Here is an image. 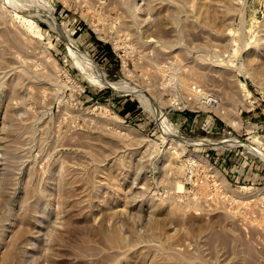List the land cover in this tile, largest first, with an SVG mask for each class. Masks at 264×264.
I'll return each mask as SVG.
<instances>
[{"label":"rangeland","instance_id":"obj_1","mask_svg":"<svg viewBox=\"0 0 264 264\" xmlns=\"http://www.w3.org/2000/svg\"><path fill=\"white\" fill-rule=\"evenodd\" d=\"M184 1L0 0V264H264V0Z\"/></svg>","mask_w":264,"mask_h":264},{"label":"bare ground","instance_id":"obj_2","mask_svg":"<svg viewBox=\"0 0 264 264\" xmlns=\"http://www.w3.org/2000/svg\"><path fill=\"white\" fill-rule=\"evenodd\" d=\"M184 1V0H183ZM190 1V0H189ZM225 1H227V0H223V2H225ZM184 2H186V0L184 1ZM222 2V3H223ZM228 2V1H227ZM226 2V3H227ZM188 2H186V4H187ZM194 8H193V12L195 13V20L198 22V21H201V19L202 18H204L205 16V18H207V13H208V10L210 11V9H212V8H217L218 7V9H217V13H219V8L221 7V2L219 1V0H195L194 2ZM193 3H192V5H193ZM225 5H228V4H225ZM46 6H47V4H46ZM45 6V7H46ZM189 6H190V4H189ZM189 6L187 5V7L189 8ZM223 6H224V4H223ZM222 6V7H223ZM232 6V5H231ZM222 7H221V10H222ZM225 7V6H224ZM223 7V8H224ZM47 8L49 9V7L47 6ZM46 8V9H47ZM229 8V7H228ZM173 9V8H172ZM214 9H212V11H213ZM225 10V9H224ZM50 11H51V9H50ZM212 11H210V12H212ZM214 12H216L215 10H214ZM157 13V12H156ZM222 13V12H221ZM189 14V13H188ZM50 15H51V13H50ZM186 15V14H185ZM218 15H220L221 16V14L219 13ZM162 16V15H161ZM189 16V15H188ZM194 16V15H193ZM185 17V16H184ZM0 18H1V15H0ZM165 18V17H164ZM213 18H215V16L213 17ZM50 19H53V17H50ZM185 19H187L186 17H185ZM208 19V18H207ZM188 20V19H187ZM202 20H204V19H202ZM53 21V20H52ZM209 21V20H208ZM211 21V20H210ZM154 23V22H153ZM156 23V22H155ZM185 23H186V20H185ZM188 23V22H187ZM208 23H210V22H208ZM53 24V23H52ZM181 24V23H180ZM210 26V25H209ZM2 27V26H1ZM153 27V26H152ZM158 28H157V31L158 32H162V31H160V29H159V25L157 26ZM213 28V27H212ZM180 30V29H179ZM214 31V30H213ZM225 34H227V33H225ZM160 35V34H159ZM162 35V34H161ZM218 35V34H217ZM227 38V37H226ZM209 39V38H208ZM263 39V38H262ZM151 41H152V39H151ZM264 41V40H263ZM1 46V45H0ZM151 46V45H150ZM258 47V46H257ZM262 47V46H261ZM5 49V48H1L0 49V52H3V50ZM258 49V48H257ZM260 49V48H259ZM257 51H259V50H257ZM5 52V51H4ZM193 53V52H192ZM254 55H256V54H254ZM253 56V55H252ZM252 58V57H251ZM254 58V59H253ZM251 60H249L248 62L251 64V65H255L256 63H257V61H258V59H256V58H258V56L257 57H253ZM261 59V58H260ZM247 60V59H246ZM254 63V64H253ZM249 65V64H248ZM250 65V66H251ZM256 66V65H255ZM198 67V66H197ZM200 68V67H199ZM207 68V67H206ZM221 68V67H220ZM1 69H4V68H1ZM13 69V68H12ZM201 69V68H200ZM17 70V69H16ZM15 70V71H16ZM258 70V69H257ZM158 71H159V69H158ZM158 71H156L157 73H158ZM165 72V71H164ZM155 73V72H154ZM162 73V72H161ZM249 73V72H248ZM255 73V72H254ZM253 74V73H252ZM157 75V74H156ZM201 75V74H200ZM158 76V75H157ZM160 76V75H159ZM4 78V77H3ZM3 84H5V83H3ZM18 84V83H17ZM1 86V85H0ZM4 86V85H3ZM9 86H11V85H9ZM241 86V88H243V85L241 84L240 85ZM5 87V86H4ZM15 87H16V85H15ZM14 88V87H13ZM128 88V85H126V84H122V85H119L118 87H116V89L117 90H126ZM130 89H132V87H130ZM11 90V89H10ZM14 90V89H13ZM134 91V90H133ZM136 92V91H135ZM228 92V91H227ZM9 93V92H8ZM7 93V94H8ZM137 93H138V91H137ZM231 93V92H230ZM137 96V95H136ZM202 96H203V94H202ZM138 97H139V99L142 101V102H144V105H147V106H150V108H151V105L148 103L147 104V100L144 98L145 96H143V95H141V94H139L138 95ZM137 97V98H138ZM205 97V96H204ZM194 98V97H193ZM210 100V99H209ZM141 101H140V103H141ZM6 107V106H5ZM4 107V108H5ZM144 107V106H143ZM149 108V107H148ZM156 108V107H155ZM153 109V108H152ZM157 109V108H156ZM154 112V111H153ZM155 114V116L157 117V118H159L160 116H161V114L158 112H155L154 113ZM153 115V114H152ZM164 121V120H163ZM158 122H162V121H158ZM163 124L164 123H162V126H163ZM167 126V125H166ZM2 127V126H1ZM166 128V127H165ZM6 129V128H5ZM169 129V128H168ZM2 130V129H1ZM170 130V129H169ZM168 132V131H167ZM169 133V132H168ZM1 137H2V135H1ZM0 137V138H1ZM173 138L175 137V136H172ZM5 138V137H4ZM181 140V139H180ZM179 140V141H180ZM2 141H4V140H2ZM225 142H228L227 140L225 141ZM234 143V142H233ZM237 143V142H236ZM218 144V143H217ZM228 143H226V145H227ZM3 145V144H2ZM6 145V144H5ZM232 145V144H231ZM181 146V145H180ZM1 148V147H0ZM248 149H251V151L253 150V152L255 151L259 156L261 155V156H263V154L261 153V152H259V151H257L255 148H253V147H249ZM8 150V149H7ZM172 154L171 153H167V151H166V153H164V159H166V161H168V163H167V165L165 166L166 168L165 169H167L168 171L170 170L169 168H170V165L172 166L173 164L171 163L170 164V162H171V160H172V156H171ZM127 157V156H126ZM134 157V156H133ZM129 158H130V155H129ZM264 157H262V159H263ZM114 159V158H113ZM124 160V159H123ZM126 160V159H125ZM125 160L123 161V166L125 165L124 164V162H125ZM129 159H127V161H128ZM126 161V162H127ZM113 162V161H112ZM130 162V161H129ZM128 163V162H127ZM104 164V163H103ZM127 165V164H126ZM207 165L209 166V167H211V165H209L208 163H207ZM101 166H102V164H101ZM97 167V166H96ZM108 167H109V165H108ZM163 168V167H162ZM213 168V167H212ZM172 170V169H171ZM170 170V171H171ZM214 170V169H213ZM96 172H98V171H96ZM101 173H102V170L100 171ZM104 172V171H103ZM109 172V171H108ZM216 172V171H215ZM105 173V172H104ZM106 174H107V172H106ZM109 174V173H108ZM100 176V175H99ZM106 176V175H105ZM107 176H110V175H107ZM101 177H102V175H101ZM104 177V176H103ZM102 179V178H101ZM101 179H100V181H101ZM103 181V180H102ZM112 181V180H111ZM104 182V181H103ZM107 182V181H106ZM114 182V181H113ZM109 183V182H108ZM112 183V182H111ZM115 183V182H114ZM113 183V184H114ZM118 183V182H117ZM116 184V183H115ZM104 186V185H103ZM113 186V185H112ZM120 187V186H119ZM119 187H114L115 188V190H116V188H119ZM67 188H68V186H67ZM111 188L112 187H110V190H111ZM178 188H181V186L179 187L178 186ZM113 189V188H112ZM121 189V188H120ZM69 190V189H68ZM118 190V189H117ZM116 190V191H117ZM119 191V190H118ZM126 191H127V189H126ZM121 192V191H120ZM114 194H115V192H114ZM124 199V198H123ZM122 199V200H123ZM64 200V199H63ZM104 200V199H103ZM109 201V200H108ZM116 201V200H115ZM101 202V201H100ZM112 203V202H111ZM128 203V202H127ZM105 204V203H104ZM112 204H114V203H112ZM155 205V204H154ZM154 205H152L153 207H154ZM164 205V204H163ZM151 206V207H152ZM157 206V205H156ZM158 206H159V204H158ZM121 208V207H120ZM155 208V207H154ZM153 209V208H152ZM156 209V208H155ZM169 209V208H168ZM176 209V208H175ZM120 210V209H119ZM170 210L172 211V210H174V209H171L170 208ZM169 210V211H170ZM168 211V210H167ZM154 212V211H153ZM173 212V211H172ZM177 212V211H176ZM114 213V212H113ZM173 214H174V212H173ZM113 215V214H112ZM169 215V214H168ZM151 216V215H150ZM170 216V215H169ZM118 217V216H117ZM151 217H153V216H151ZM155 217V216H154ZM171 217H172V215H171ZM175 217V216H174ZM120 218V217H119ZM176 218V217H175ZM154 219V218H153ZM174 219V218H173ZM151 221V220H150ZM156 223V222H155ZM152 224V226L153 227H155L154 226V221H153V223H151ZM152 226H151V228H152ZM157 227V226H156ZM155 227V228H156ZM115 228V227H114ZM112 229V228H111ZM153 230V229H152ZM161 230V229H160ZM112 231H114V230H112ZM119 231V230H118ZM118 233V232H117ZM116 232H115V234H112V235H107V237H106V240H105V242L106 243H108L107 245H109V246H111V245H121L122 243L121 242H123L122 241V237L121 236H119L120 234H117ZM162 233H163V231H162ZM161 234V233H160ZM164 235V234H163ZM126 238V237H125ZM124 238V239H125ZM123 239V240H124ZM165 239V238H164ZM128 240V239H127ZM127 240H125V241H127ZM125 241H124V243H125ZM121 243V244H120ZM122 246V245H121ZM123 247V246H122ZM118 248H119V246H118ZM123 249V248H122ZM119 250H121V249H119ZM124 252V251H123ZM121 254H122V252H121ZM10 258V257H9ZM11 259V258H10ZM9 262V261H8ZM156 264V263H155Z\"/></svg>","mask_w":264,"mask_h":264},{"label":"trees","instance_id":"obj_3","mask_svg":"<svg viewBox=\"0 0 264 264\" xmlns=\"http://www.w3.org/2000/svg\"><path fill=\"white\" fill-rule=\"evenodd\" d=\"M95 47H96V53L100 56L105 57V58H113V54L111 52L110 46L107 44H102L99 41L95 42ZM131 102L126 101L124 104H122V109L120 110L121 115H126L129 112L133 111L134 106L130 104Z\"/></svg>","mask_w":264,"mask_h":264}]
</instances>
